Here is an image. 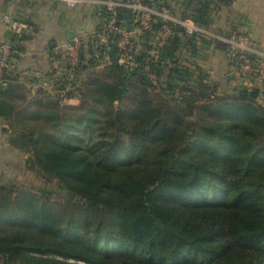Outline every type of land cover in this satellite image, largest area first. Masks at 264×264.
<instances>
[{"label": "trees", "instance_id": "1", "mask_svg": "<svg viewBox=\"0 0 264 264\" xmlns=\"http://www.w3.org/2000/svg\"><path fill=\"white\" fill-rule=\"evenodd\" d=\"M142 1L208 22L205 2L177 16L167 0ZM107 32L104 66L85 64L81 44L50 90L29 99L14 73L0 84L9 145L64 191L0 184V264H264V92L220 90L183 65L196 33L176 22L153 16L144 51L130 36V63ZM24 39L10 38L16 50Z\"/></svg>", "mask_w": 264, "mask_h": 264}, {"label": "crops", "instance_id": "2", "mask_svg": "<svg viewBox=\"0 0 264 264\" xmlns=\"http://www.w3.org/2000/svg\"><path fill=\"white\" fill-rule=\"evenodd\" d=\"M167 2L177 16L185 10V5L189 7V13L195 12L197 4L203 5V2L208 8V22L202 26L206 33H196L189 39L194 49L184 50L180 54L183 65L193 70L199 69L209 82L219 85L220 90L228 87L255 86L246 78L234 76L229 72L228 44L224 38L230 35L234 23H240L256 47L264 51V0H167ZM7 14L25 24V39L18 50L21 54L13 55L15 65L13 73L16 74L29 99L35 96L39 88L46 89L42 81H50L55 77L53 70L64 69V66H67L65 52L68 45H84L85 64L93 58L98 60L97 66H104L108 61L106 54L99 59V47L109 45L107 29L102 25V7L99 0L83 1L74 7L59 0H0V41L5 37L17 38L5 27L3 17ZM130 16L127 25L132 23L135 26L130 36L137 39V50L144 51L145 46L137 37L140 32L136 28V17L133 14ZM194 18L199 19V14ZM152 44L160 45L157 36ZM153 52L155 51H151ZM258 88L264 92V86ZM68 102L76 104L78 99L71 98ZM5 127L7 123L0 118V147L3 145L5 149L19 151L9 145L7 134L3 133Z\"/></svg>", "mask_w": 264, "mask_h": 264}, {"label": "built area", "instance_id": "3", "mask_svg": "<svg viewBox=\"0 0 264 264\" xmlns=\"http://www.w3.org/2000/svg\"><path fill=\"white\" fill-rule=\"evenodd\" d=\"M65 2L68 6L74 7L80 2L87 0H59ZM102 12L108 14L106 28L116 36L117 46L122 52L121 61L130 63V51L132 43L130 41V32L127 24L119 18V9H126L135 14L136 28L140 33L151 28L153 16L159 17L164 21H173L180 24L188 34L206 33V30L196 24L190 18H178L174 16L166 7H156L144 3L142 0H99ZM3 21L5 27L17 38L23 36L25 24L11 15H4ZM171 30L167 24H163L157 31L156 36L159 44L164 43ZM225 41L228 44L229 68L232 75H239L246 78L254 88L264 86V51L257 48L253 39L240 23H234L230 35L226 36ZM80 45H68L65 52L69 72L80 62ZM21 54L12 46L10 37H5L0 41V84L6 74L15 71L13 55ZM42 85L50 89L48 80L42 81ZM258 86V87H256ZM243 88L242 86H239ZM264 103V98H260Z\"/></svg>", "mask_w": 264, "mask_h": 264}, {"label": "rangeland", "instance_id": "4", "mask_svg": "<svg viewBox=\"0 0 264 264\" xmlns=\"http://www.w3.org/2000/svg\"><path fill=\"white\" fill-rule=\"evenodd\" d=\"M1 140V139H0ZM126 136L120 138V145L126 142ZM26 153L0 147V184L13 182L22 189L52 192V199H61L64 191L56 180L47 181L29 170L25 164ZM21 264V263H16Z\"/></svg>", "mask_w": 264, "mask_h": 264}, {"label": "water", "instance_id": "5", "mask_svg": "<svg viewBox=\"0 0 264 264\" xmlns=\"http://www.w3.org/2000/svg\"><path fill=\"white\" fill-rule=\"evenodd\" d=\"M152 7L153 8H156L157 6H156V4L155 3H153V5H152ZM123 10V12H125L126 11V9L124 8V9H122ZM127 16L129 17L130 16V14H127ZM133 17V16H132ZM128 30H129V32H132V31H134V29H135V26H134V24H132V23H129L128 25ZM12 37V36H11Z\"/></svg>", "mask_w": 264, "mask_h": 264}]
</instances>
